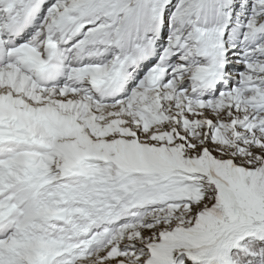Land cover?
I'll return each mask as SVG.
<instances>
[{"label": "snow or ice", "instance_id": "1", "mask_svg": "<svg viewBox=\"0 0 264 264\" xmlns=\"http://www.w3.org/2000/svg\"><path fill=\"white\" fill-rule=\"evenodd\" d=\"M0 264H264V0H0Z\"/></svg>", "mask_w": 264, "mask_h": 264}]
</instances>
